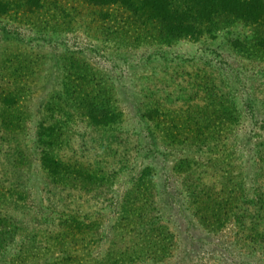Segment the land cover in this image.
<instances>
[{
  "label": "rangeland",
  "instance_id": "obj_1",
  "mask_svg": "<svg viewBox=\"0 0 264 264\" xmlns=\"http://www.w3.org/2000/svg\"><path fill=\"white\" fill-rule=\"evenodd\" d=\"M157 1L0 0V131L20 116L30 156L19 173L26 207L15 212L54 234L34 243L17 231L0 264H264L253 238L264 225L253 203L264 193V4L222 0L229 10L200 17L194 0ZM180 9L201 28L159 36L157 20ZM211 82L224 113L201 88ZM97 95L118 113L106 126L91 120ZM150 106L161 116L148 117ZM186 115L212 126L198 136ZM40 122L66 131L60 154L95 170L91 181L49 172ZM165 125L193 138L172 142ZM71 214L82 230L63 233Z\"/></svg>",
  "mask_w": 264,
  "mask_h": 264
},
{
  "label": "trees",
  "instance_id": "obj_2",
  "mask_svg": "<svg viewBox=\"0 0 264 264\" xmlns=\"http://www.w3.org/2000/svg\"><path fill=\"white\" fill-rule=\"evenodd\" d=\"M194 1L196 2L195 4H197V7L201 11V13L198 14L200 17H202L204 13L206 12L210 13L209 10H207L208 6H211V9H214L213 12H216L219 6H220L219 10H229L228 8L229 4H227L226 2H223L222 0H194ZM237 1L246 3L245 1H242V0H237ZM152 2H158V1L152 0ZM101 3H105V2L101 1ZM159 3H160V0H159ZM260 4L261 5L264 4L262 0L260 1ZM171 15H172L171 19L173 18L171 22H168L165 20H160V21L157 20L156 27H157L159 36L167 37L170 35L174 36L176 34H177L176 36H178V35H182V33H185V32L193 34L194 29L198 30L199 28H201V25H199L200 24L199 20L198 21L195 20L196 22H198L196 24H193V20H187L186 11L183 9H180V11L175 10V12H172ZM80 77L81 78H79V81L83 79L82 76ZM97 77L98 79L95 77L94 74L91 75L92 80L97 79L98 81L99 79H101L99 75ZM84 78H87V77L84 75ZM94 83L95 82H93V84ZM200 85L204 92L205 91L209 92L208 99L212 100L211 101L212 103H214L215 101L217 102L216 105H218L219 107V108L217 107V111H219V113L220 112L224 113L228 110L229 107L226 108V106H223V104H221V101L219 100V96L216 92L217 86L216 84H214V82H211L208 85L200 83ZM200 85L198 83L197 86L199 87ZM7 93H8V95H6L7 97L11 99L12 98L15 99V96L12 95V93L10 92H7ZM81 100L82 102H84L82 98H80V101ZM90 100L91 101L88 102V105L90 108V113H92L94 119L96 118V120L91 119L92 122H95V125L106 126L107 124L113 122L114 119L117 117L118 113L116 112V110L111 108V106L109 105V102L107 103V101H104V100L100 101V99L98 98V95L95 97L91 96ZM208 105H211V104L205 103L202 105V107H208ZM161 111L162 110L160 108H157V106H150L148 107L146 114L148 115V117H153L154 115L161 116ZM14 116H7L5 118L6 120L4 119V121L1 123L3 125L2 126L3 129L0 131V139H1L0 146L4 142H7L8 144L11 145V146H6V147L2 145L3 147H0V154L5 156L4 162L6 163V165H8V167L10 168L12 167L14 170L18 168V170L16 171H12V168L10 171H7V169H5V172L8 174L7 175L5 174L6 176L4 178L7 179L8 185L6 186L7 189L5 191L0 190V196L5 195L4 198L7 197L4 199L6 203H3L2 206H1L2 202H0V207L4 208V212H1L3 211V209L0 208V250L4 249L3 248L4 243L7 244L8 242L7 238H10L12 236L14 237L15 233H17V231L19 230L21 232L22 230L28 231V234H27L28 236L25 235V240L28 242L32 241L35 243V241L37 242L39 238H43L49 242V240L52 239V237L54 236V234L51 235L50 232L48 231L42 232L43 230H41V227L43 225H40L39 220L33 219L32 222L28 221L30 225L32 224V226L31 227H29L30 225L26 226L25 220H24L25 218L22 216H18L15 212V210L19 209L22 206L26 207L24 201L21 202L22 206L19 204L20 200H23V198H25L24 195L22 194L23 186H24V183L21 182L22 174L19 175V173H21L20 170H22V168L20 169V167L23 166V164H25L26 162H28L30 156H28L27 148L23 146L25 142L21 143L22 138H21V132L19 131H22L23 129L22 119L20 116L18 117H14ZM186 117L188 119L186 121L193 122V127H194L193 131H195L194 133H196L198 136L202 135L205 129L210 128L212 126L207 116H206L207 118L204 117L202 119L198 117L196 119L194 117H190L189 115H186ZM190 119H193V120H190ZM39 126L41 130L39 131L37 135V140L41 144L40 145L41 159L43 161L44 166L48 168L49 172H51V174L54 177L60 178L62 181H66V178L68 177L71 178L72 176L73 178L74 177L78 178L79 176H83V173L84 174L86 173V176L84 177V179L86 178L88 181H91L95 170H90V169L84 170V168L82 167L83 165H81L80 162L79 163L75 162L73 164L64 162L65 161L64 155L60 154L59 150H61L63 146H65L64 140L67 139V136H64V137L62 136L67 134L66 131L62 130L61 126L51 125V126L46 127L44 126L42 122H40ZM167 128H169V125H165L164 127L165 129L164 137L170 139L172 142H177V141L180 142V141H183L184 139L186 140V137L187 139L193 138L192 135L181 136L179 135V132L178 133L170 132V130ZM1 162L2 161H0V163ZM13 172L14 174H12ZM114 173L115 171H112L110 174H114ZM146 175H148L147 167H145L140 172L139 179L141 180ZM259 186L260 187L258 188L261 189L262 186L261 185ZM191 187L193 188L192 192L195 191L194 189H197V187H195L194 185H191ZM224 200H228V198L223 197V199H221L219 203L220 204L222 203V205L223 204L225 205ZM249 203L251 205L252 200L249 201ZM253 203L255 204V206H257L255 215L259 218L264 219V193H262L258 197V202L253 201ZM219 207H218L219 209L222 208L221 205H219ZM260 211H263V214ZM53 219L54 218H52V221ZM36 221H38V224L36 223ZM44 223H46V221ZM81 225H82V222L79 221L78 218L73 214L59 221V227H63V231L65 230L63 233H68V231H73L74 233L75 230H82ZM91 226L92 224L90 223L89 225H86L84 228H88ZM262 228L263 230H260V231L257 230V233H255L256 236L253 237L255 240L257 238V241L260 244H264V225H262ZM59 234L55 235L57 236L58 239H60ZM32 247H34V250H39L37 249L36 244H34Z\"/></svg>",
  "mask_w": 264,
  "mask_h": 264
}]
</instances>
